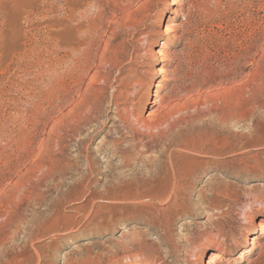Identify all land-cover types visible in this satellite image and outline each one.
<instances>
[{"label": "rangeland", "instance_id": "1", "mask_svg": "<svg viewBox=\"0 0 264 264\" xmlns=\"http://www.w3.org/2000/svg\"><path fill=\"white\" fill-rule=\"evenodd\" d=\"M159 81L147 112L170 114L165 142L138 155L126 129ZM263 123L264 0H0V264H264V234L246 243L264 218ZM208 134L233 139L225 169L198 166ZM169 162L189 176L173 197L105 196ZM79 176L99 199L73 194Z\"/></svg>", "mask_w": 264, "mask_h": 264}, {"label": "bare ground", "instance_id": "2", "mask_svg": "<svg viewBox=\"0 0 264 264\" xmlns=\"http://www.w3.org/2000/svg\"><path fill=\"white\" fill-rule=\"evenodd\" d=\"M66 19V18H65ZM164 33H166V34H170V29L169 28H165L164 29ZM89 49V48H88ZM155 55H156V57H158V59H160L161 61L163 60V53L161 52V50L160 49H158L156 52H155ZM240 61V57L238 56V55H234L233 56V61H231V64H237L238 62ZM231 67H233V65L231 66ZM157 74L161 77V79L162 80H166V81H168L167 80V78H166V70L165 69H163V68H159V69H157ZM163 88V86H162V84L160 83V81L159 82H157V84H156V90L153 92V93H151L150 91H148V93H147V95H146V98H145V100H144V102H143V107H142V112L145 114V112L147 113V117H146V119L145 120H143L142 118H140V117H133V120L129 123V121H128V128H127V126H126V130L128 131V134L130 135V137H129V139H131V148L133 149V150H135V151H138L137 153H138V155H142V153H141V151H140V149H143V150H145L146 152L145 153H147L148 152V150L150 149V148H152L153 146H159L160 144H162L163 143V141H164V135L160 132V129L164 126V125H166V123H167V118H168V116L170 115V114H164L163 112H161L160 110L159 111H157V112H151V111H148L147 112V109H149V104L152 102V100H153V97H156L157 96V94L161 91V89ZM128 100V99H127ZM163 101V100H162ZM161 104V103H160ZM163 108V107H162ZM230 108H228V110H229ZM163 110H164V108H163ZM233 110H234V108H233ZM123 111V110H122ZM171 111V110H170ZM131 112V111H130ZM168 112H169V110H168ZM215 112H217V111H215ZM229 113H230V111H228ZM232 113H233V111H232ZM232 113H230V114H232ZM133 114V113H132ZM224 114V113H223ZM222 113L220 114L221 116H219V118L217 117V119H220L221 120V118L220 117H222V115H223ZM230 114H224L225 116L226 115H229L230 116ZM135 115V114H134ZM140 115V114H139ZM237 115V114H236ZM130 116V115H129ZM171 116H172V114H171ZM233 116H234V114H233ZM232 116V117H233ZM126 119H127V117H126ZM231 119V118H230ZM239 119V118H238ZM237 119V120H238ZM171 120V119H170ZM228 120V119H227ZM219 121V120H218ZM232 121V120H231ZM235 121V120H234ZM169 122V121H168ZM230 122V121H229ZM235 122H237V121H235ZM34 123V122H33ZM170 123V122H169ZM219 123H221V124H223V123H225L224 122V120H222V121H219ZM172 124V123H171ZM264 124V123H263ZM262 124V125H263ZM230 125V124H229ZM256 125V124H255ZM258 125V124H257ZM167 126V125H166ZM258 126H260V125H258ZM58 127V126H57ZM254 127V126H253ZM252 127V128H253ZM256 128V127H255ZM262 128V127H261ZM168 129V128H167ZM252 130V129H251ZM259 130V129H258ZM250 131V130H249ZM151 132H159V134H158V137L156 138V137H154V138H156V139H152V140H146L145 138H144V133H151ZM56 133V132H55ZM165 133H166V131H165ZM252 133V132H251ZM254 133H255V131H254ZM254 133H252V134H254ZM258 133V132H257ZM256 133V134H257ZM127 134V135H128ZM249 134V133H248ZM151 135V134H150ZM157 135V134H156ZM148 137V136H147ZM204 138H206L205 140L206 141H208V142H210V144H211V148L206 152V154L207 155H209V158H210V160L209 161H203V162H199V164H198V166H211V167H214L215 169H220V170H222V169H225L226 167H228V165L230 164L229 162H226L225 160H222L223 158V155L225 154V151L226 150H228V149H230V145H231V143L233 142V139H232V137H223V136H220V135H213V134H211V135H207L206 137H204ZM255 138V137H254ZM148 139V138H147ZM264 140V139H263ZM59 141V140H58ZM236 142L235 143H238L239 144V147H240V149H245V147L247 146L246 145V142L248 143V141H247V137H246V135L245 134H243V133H240V134H238V137L236 138V140H235ZM56 142V141H55ZM165 142V141H164ZM59 143V142H58ZM39 144V143H38ZM60 145V144H59ZM10 147V146H9ZM31 147V146H30ZM160 147V146H159ZM33 148V147H32ZM162 149H164V147L162 148ZM169 150L170 149H168V148H166V149H164V150H162V151H165V153H167V155L169 156V157H171L170 156V154H169ZM57 151V150H56ZM52 152V151H51ZM161 152V151H160ZM199 152H201V151H199ZM198 152V153H199ZM32 153V152H31ZM57 153H59L58 151H57ZM159 153V152H158ZM58 155V154H57ZM160 155H165L164 154V152H163V154H162V152H161V154ZM143 156V155H142ZM162 156H161V158H162ZM54 157V156H53ZM59 157V156H58ZM58 157H55L54 159H52L51 160V162H50V164H51V168H50V166H49V168H50V170H49V172L51 173H49L50 174V176H52L51 177V179L52 180H56V183L58 184V188H59V186H62L61 185V183H62V181H63V178H64V176L66 175V164L64 165V163H62L63 162V160H62V162H61V160L60 159H58ZM164 158H165V156H163ZM49 158V157H48ZM157 158V157H156ZM166 158H168V157H166ZM171 159V158H170ZM33 163H34V161H32ZM168 162V161H167ZM170 162H172V161H170ZM169 162V163H170ZM69 163V162H68ZM174 163V162H173ZM36 164V163H35ZM35 164H34V166H35ZM37 164H41V163H37ZM49 164V165H50ZM33 165V164H32ZM43 165V164H42ZM42 165H40L39 167V169H41L42 167H44V166H42ZM170 165V170L167 168V166H162V168L160 169V170H156L155 171V173H153L150 177H148V178H142L140 181H124V179L123 180H121V179H119V181H118V184L116 185V184H114L113 186V190L112 191H110V192H108L107 193V195H105V196H108V197H112V198H114V199H119V198H131V197H135V196H137V195H141L142 194V192H141V189L142 188H148V189H150L152 192L153 191H156V193H157V197H159V198H161V197H166L167 199H169V198H171V197H173L172 196V194H173V189L177 186L176 184V182H179V179L181 180V179H184L187 183H186V185H188L189 186V180H188V177L189 176H187L185 173H186V171H187V166L186 165H183V164H180V165H177V168H176V170H174V166L172 165V163H170L169 164ZM42 166V167H41ZM69 166V165H68ZM67 166V167H68ZM30 167H32V169L34 168L33 166H30ZM86 167H88V166H86ZM36 168V167H35ZM34 168V169H35ZM38 168V167H37ZM70 169V168H69ZM37 170V169H36ZM71 170V169H70ZM38 171V170H37ZM41 171V170H40ZM48 171V170H47ZM191 171V175H192V173L194 172V170L193 169H191L190 170ZM71 172V171H70ZM175 172H178V174L179 175H182V174H184V178H179V177H177V175H176V173ZM46 173V172H45ZM69 173V172H68ZM72 173V172H71ZM47 174H48V172H47ZM44 175H46V174H44ZM69 175V174H68ZM72 175V174H71ZM70 175V176H71ZM73 175H74V173H73ZM190 175V176H191ZM49 176V175H48ZM69 176V177H70ZM76 176V175H75ZM74 176V177H75ZM83 177H84V175H82ZM82 176H81V178H82ZM73 177V176H72ZM79 178H80V176H79ZM79 178L77 179L78 180V182L77 181H74V184H73V188H74V192H73V194H75V196L77 197V198H83V199H96V198H98L99 199V196L97 197V193L95 194L94 192H93V190L91 191L89 188V191L86 193L85 192V188H84V186H83V184L82 183H84V181L83 182H79V181H82L83 180V178L81 179V180H79ZM74 179V178H73ZM85 179H86V176H85ZM84 179V180H85ZM72 183H73V181L71 180V179H69ZM76 180V179H75ZM183 180V181H184ZM37 181H38V179H37ZM86 181V180H85ZM88 182V181H87ZM92 183V182H91ZM109 183V182H108ZM34 184V183H33ZM65 184V183H64ZM63 184V185H64ZM67 184V183H66ZM65 184V185H66ZM106 184H107V182H106ZM35 185V184H34ZM87 185V184H86ZM91 185V184H90ZM90 185H88V187L90 186ZM67 186V185H66ZM69 186V185H68ZM68 186H67V189H68V191L67 190H65V191H67V193L68 192H70L69 191V188H68ZM33 187V186H32ZM36 187V186H35ZM57 187V186H56ZM65 187V186H64ZM72 187V186H71ZM108 187V186H107ZM90 188H91V186H90ZM37 189V188H36ZM36 189H34L35 191H36ZM60 189V188H59ZM72 189V188H71ZM92 189V188H91ZM33 190V189H32ZM33 194V193H32ZM69 194V193H68ZM67 194V195H68ZM105 194V193H104ZM104 194H102V195H104ZM30 195H31V193H30ZM59 196L60 195H62V194H58ZM66 195V196H67ZM70 195V194H69ZM99 195V194H98ZM64 196V195H63ZM66 196H64V197H66ZM71 196H72V192H71ZM175 196V195H174ZM27 197V196H26ZM23 198H24V196H23ZM28 198V197H27ZM27 198H25V199H27ZM61 198H62V196H61ZM70 198V197H69ZM106 198V197H105ZM25 201V200H24ZM28 201V200H27ZM90 201V200H89ZM94 202V201H93ZM89 203V202H88ZM22 205V204H21ZM26 206V205H25ZM58 213V212H57ZM54 214V213H53ZM59 214V213H58ZM55 215V214H54ZM56 216V215H55ZM261 234H264V218H263V220L261 221V222H259L258 224H257V227L255 228V229H253V230H251L249 233H248V237H247V240H246V243L248 244V245H252L253 247H260L261 245H259L258 244V242L255 240V235H258V236H261ZM249 253V250L248 249H243V250H241V251H239L238 252V255H237V257L238 258H245L246 257V255ZM219 258V256H218V254H215V256H214V259H218ZM2 264V263H1ZM204 264H211V260H209L208 262H204Z\"/></svg>", "mask_w": 264, "mask_h": 264}]
</instances>
